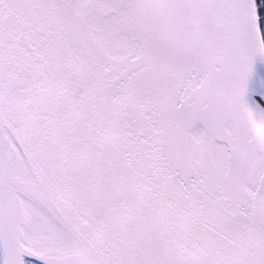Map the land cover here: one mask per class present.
I'll return each mask as SVG.
<instances>
[{"label":"snow or ice","instance_id":"snow-or-ice-1","mask_svg":"<svg viewBox=\"0 0 264 264\" xmlns=\"http://www.w3.org/2000/svg\"><path fill=\"white\" fill-rule=\"evenodd\" d=\"M264 0H0V264H264Z\"/></svg>","mask_w":264,"mask_h":264},{"label":"water","instance_id":"water-1","mask_svg":"<svg viewBox=\"0 0 264 264\" xmlns=\"http://www.w3.org/2000/svg\"><path fill=\"white\" fill-rule=\"evenodd\" d=\"M259 134L262 135V136H264V127H261L259 129Z\"/></svg>","mask_w":264,"mask_h":264}]
</instances>
